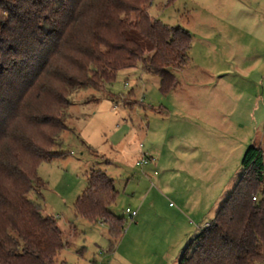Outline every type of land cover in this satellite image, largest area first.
Returning a JSON list of instances; mask_svg holds the SVG:
<instances>
[{"label": "rangeland", "instance_id": "rangeland-1", "mask_svg": "<svg viewBox=\"0 0 264 264\" xmlns=\"http://www.w3.org/2000/svg\"><path fill=\"white\" fill-rule=\"evenodd\" d=\"M148 13L190 33L189 62L172 71L168 94L137 64L102 92L73 96L55 148L64 156L37 169L43 213L65 241L57 264H178L241 176L246 150L264 152V0H155ZM93 170L118 193L110 212L125 227L113 251L107 227L74 211Z\"/></svg>", "mask_w": 264, "mask_h": 264}, {"label": "trees", "instance_id": "trees-1", "mask_svg": "<svg viewBox=\"0 0 264 264\" xmlns=\"http://www.w3.org/2000/svg\"><path fill=\"white\" fill-rule=\"evenodd\" d=\"M154 2L0 0V264H57L65 249L56 220L43 213L37 169L64 156L55 148L70 131L73 96L102 92L137 64L159 78L163 94L175 89L172 71L189 62L192 37L151 19ZM242 168L178 264H264L263 150L249 147ZM87 180L75 215L106 226L113 251L125 227L110 212L114 182L96 170Z\"/></svg>", "mask_w": 264, "mask_h": 264}, {"label": "built area", "instance_id": "built-area-1", "mask_svg": "<svg viewBox=\"0 0 264 264\" xmlns=\"http://www.w3.org/2000/svg\"><path fill=\"white\" fill-rule=\"evenodd\" d=\"M152 161V159H149V158H147V157H144V159H143V161L141 162V166H146L149 162H151ZM126 214H128L129 215V217H130V219L133 221L137 216H138V214H137V212H135V211H132V210H130V209H127L126 210ZM210 225H208V226H206L205 228H208Z\"/></svg>", "mask_w": 264, "mask_h": 264}, {"label": "crops", "instance_id": "crops-1", "mask_svg": "<svg viewBox=\"0 0 264 264\" xmlns=\"http://www.w3.org/2000/svg\"><path fill=\"white\" fill-rule=\"evenodd\" d=\"M159 84H160V80H159ZM133 95V93L131 94V96ZM134 96V95H133ZM139 107H142L143 105L139 102V105H138ZM162 111V110H161ZM158 113H162L163 114V112H160V111H158ZM239 179V178H238ZM140 225H141V223L139 222V224H138V222H137V224H136V226L137 227H140ZM181 256V255H180ZM114 259H112V261H113ZM179 261V260H178Z\"/></svg>", "mask_w": 264, "mask_h": 264}]
</instances>
